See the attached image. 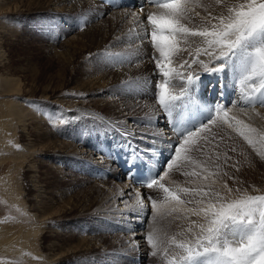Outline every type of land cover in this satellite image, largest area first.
<instances>
[{
  "label": "bare ground",
  "instance_id": "6f19581e",
  "mask_svg": "<svg viewBox=\"0 0 264 264\" xmlns=\"http://www.w3.org/2000/svg\"><path fill=\"white\" fill-rule=\"evenodd\" d=\"M98 1L103 4H98L86 0H0V12H19L16 17H14L12 14H6L4 17L5 20L9 21L8 23H6L7 21L5 22V20L0 18V40H10L11 37L16 36V33H18V30L20 29L16 22L20 23V21L23 19V15H26L35 10H39L42 14V17L46 15V12L44 11L49 8H53L55 9V14L61 16V19L68 20L69 22L74 21L73 25H82L83 23H86V27L88 26L84 31L81 30L82 32L78 33L77 36H73L70 40L64 41L65 43L58 49L54 50V45L48 47L50 51L54 50L56 53L54 56L57 59L58 67L55 70L54 74L52 73L53 71H41V74L36 75L33 70L28 71V73L31 71V74L29 75L30 78L28 79L29 86L32 89L39 91L38 97L27 95L28 90H23L19 85L18 80L8 78L9 75L15 76L16 73L8 68V66H6L9 59L5 58V54L3 53L2 48H0V65H2L3 68L0 70V72H4L2 73L4 77H2V79L0 80V88L4 90H2V93L6 92L13 96L19 95L20 97L29 96L28 98L33 100L37 99V101H45L49 100V98H56L58 96L57 92L63 90V86L66 85V82H71V85L73 86L72 89H78L79 91L85 92V94L87 95V102H92V105H86L87 107L89 106L91 108L90 111H92V115L88 116V119H86L84 123V127L86 129H89L88 125H90L92 126L90 129H93V127L97 129L99 127H102L103 130L112 131L111 124H117L121 126L119 130L122 135L118 140H126L129 146L128 148L123 149L124 152L122 154H119L117 157L118 159L115 164L118 166L119 170L121 169L120 171H122V169L130 163V158L135 157L141 161L143 167L150 168L152 172L151 180L154 178L158 179L156 175L161 168L163 175L165 172H167V170H164V167L167 166L169 159L173 156L172 154L174 150L172 147H170V145H175L176 138L175 133L171 130L172 126L170 125V127H168V122L163 118L164 114L162 113V111L152 110L154 108L153 104L155 102V106L158 104L157 100H155V102L151 101L152 93L154 91L153 79H157V75L154 72L155 60L153 59L154 61H152L150 59L149 62L144 61L133 68L124 67L125 65H122L121 67H112L114 69L109 71L101 68L99 64H94V66L93 63H90V66H92L93 69L89 70L86 66L85 56L94 54L99 51H103L104 53L109 52L114 48L117 50L127 49L134 44V47H137L138 49L144 47L150 49L152 45L149 44L151 30L147 29L148 23L146 20V16L149 13H160L162 10L159 9L156 3L146 2V0H131L133 2V8L131 9H129L127 0ZM217 1H221V3L222 1H224V4L226 6L228 4L230 6H235V2L240 3L243 0ZM141 5H143L142 8ZM121 6L127 8L128 10H126L125 8L123 9ZM190 7H194L193 4H190ZM23 8H25V10H22ZM134 9H136V11L139 10L138 13L140 14L137 13V15L135 14L136 16H133V11L131 10ZM197 12L198 13L196 15V18L207 21V28L217 19V17L225 16V14H218V12L215 13V11L211 13L210 17H207L209 11L203 10V12H200L199 10H197ZM184 15L190 16L188 11H186ZM19 16H22V18H20ZM89 20L92 21L90 25H88ZM192 20L193 22H197L195 17H193ZM9 23H12L14 25ZM135 30L139 31L138 36L134 33ZM198 42L199 44H201L200 41H190L186 38H180L179 43L177 44V48H179L181 51L198 49L200 48L199 46H197ZM1 44L2 43H0V45ZM50 44L46 43V45ZM134 47L133 49H135ZM207 47L208 46H203L201 51H203V48ZM60 49H62L63 51H60ZM218 50L219 49L217 48L210 49V51L214 52L216 55H219ZM192 52L193 51H191V53ZM191 56L192 54H185V56L183 55V59L174 57V59H172V66L178 71H184L187 74L188 69L186 67L182 68L181 64L185 60L188 61ZM158 57L159 54L157 55V58ZM194 61H196L197 63H194ZM79 62L83 63L84 66L81 69H79V66H77ZM202 62V64H198L197 57H192L188 62L190 65H192V69H194V72H192L191 74L198 75L200 77V80L195 85L194 90L190 91L189 93V95H191L193 98V105L191 110H194L196 105L203 106L205 109L212 111L220 106V103L218 101L215 104L216 100L210 99V92L204 90V84L205 82H209L210 80L222 79L227 92H229V94L232 92V90H234L235 92V94L233 93L234 96H231V101L225 106L226 110L228 111L230 122H233L234 124V121L231 120V118L235 117V119L242 121L243 124L256 129V133L253 134L252 138L255 141H258L259 139L256 138V134H264V106H261L258 103L260 92L253 93L252 89H246V86L245 88H241L238 78L239 72L234 71L231 66L226 67L224 72L221 74H209L214 66H218L219 61L208 56L207 58H204ZM73 64H75V67L72 68ZM51 67L52 66L48 64L46 68L48 71H50ZM162 79L163 78L160 77L158 78V81L162 82ZM254 79H256L255 86H259L260 79L258 77ZM137 80L140 81L136 83L135 87H131L128 85L134 84ZM182 83H184L185 87L190 89L192 88V86L187 85L186 81H182ZM184 85L181 86L180 80L177 78L171 81L169 87L171 91L174 90L175 92H177L181 89V91H183L185 88ZM261 91H264V89H261ZM66 94H71V91H68ZM101 94L106 95V99L101 98ZM110 96H113V99H111ZM249 98H251L253 102L249 103ZM78 100L79 99L75 98L74 96L72 97L67 95L65 97H62L61 99H56L55 103L63 105L62 107L65 106L64 108L66 109H71V112H74H72V114H76V111H78L79 109L80 111L82 110L80 113L88 111L89 109H84L85 105L83 103H80ZM5 103V108L1 109L0 111V132L3 134H8L9 130L14 125L15 127L20 128L21 135L22 137H24L25 144L23 151L20 154L16 152L14 161L19 162V164H26V167L30 173L28 175V178L30 179V182L32 184L30 185L32 193L30 199L33 200V207H35L34 212H36V214L32 213V216L35 217L38 221L44 222L45 224L48 221L50 223L56 222V226L54 227H57V223H59L57 219H60L65 215H69L70 210L79 212L85 211V213L92 212L94 210L99 211L101 209L103 210L106 208H110L114 203H119V206L121 205V207L124 208L128 204L137 201V197L142 198L144 194H146V187H137L132 189L128 184V180H126L123 175L113 174L115 180H125L119 185L112 184L111 181L107 180L105 185L111 187L109 190H106L103 186L96 184V182H90L91 179L89 178L80 180L78 181L79 184L84 185L85 188L82 192V195H79L80 193L77 192L74 193L72 197H70L67 193L68 191H65L62 186L64 181L68 183V181L73 180L74 175L72 173H70L72 174V176L68 177L69 172L56 168L55 164H50L49 170L43 173L44 176L41 177L40 175H38V169L40 170V166H47V161H43L42 158L47 153L53 155V160H59V153L61 152L63 153L62 160H68L69 162L71 160H77V163H79V160L82 159V154L85 153L83 152L82 147L77 146V144L73 143L70 140H63L59 134L50 132L49 129H47V123L43 118L44 115L48 114V111L45 110V108L44 110H39L42 115L39 116L31 109L30 105H27V107L24 108L18 102H14L11 100H7L5 101ZM211 112L205 111L203 114L198 115L194 118L193 123L199 125V123L202 122V119L205 116L211 114ZM49 114L50 116L52 115V119L58 116L51 113ZM142 115H145L147 117H145L144 119H140ZM187 116L188 114L186 112L185 123L188 127H191V124H187ZM123 122H127L132 128L125 126L124 124H122ZM158 123L161 127L160 131L162 133L159 131V129L158 131L160 133H157ZM78 126H82V124L76 125L77 135L78 137H81V133L83 132V130H81ZM184 126L185 125H182V127ZM131 130L136 131V134L134 136ZM82 140L84 139L78 138L79 145L83 146L84 141ZM240 141L244 144L248 143L241 135ZM88 146V149L85 150H91V148H95V144ZM242 146L244 147L243 144ZM102 148L107 151V153L109 154L108 157L111 159H113L114 154L117 153L113 151V153L110 154V152L105 147ZM114 148L115 147H113V149ZM134 148L139 149L144 154L137 153ZM97 155H101V153L98 152ZM36 156H39L42 159L41 161H38L39 165L35 164L33 160ZM2 159L3 157H0V161ZM262 159H264V157H262ZM253 161V163H251V169L255 176V182H260V184H262V186H260L259 189L256 190L259 193H263L264 164H256V159ZM71 166L73 167V165ZM174 168L175 170H173L172 172H174L173 177L176 178L178 177L176 173H180V171L184 167L181 170H178L176 167ZM169 170L171 171V169ZM113 173L115 172L113 171ZM160 182L163 183L162 181ZM60 183L61 186L58 189L53 187H56V185ZM257 183L253 185H256ZM163 184L165 185V183ZM210 184V182H203L201 184L198 183L196 184V187H199L204 191L217 192L218 190H214L215 185ZM200 185L202 186L200 187ZM167 186L169 185H166V187ZM169 188H171V186H169ZM133 190L136 193H134ZM230 194L232 196L234 195L233 193ZM253 194L254 192L246 193V195ZM131 197H133L132 200ZM192 199L200 198L196 197ZM14 204L15 206H21L23 204V201H16V203ZM203 204H207V199H205L201 205ZM68 209L70 210L68 211ZM123 211L124 212L121 211L123 214L121 218H124L126 215L125 208ZM60 226L61 228L64 227V225ZM54 227H47L44 230L42 229L43 231L40 229L41 234H45L48 239L45 246L47 253L37 252L38 256L47 258L48 261L52 264H68L71 259H73L77 255H80L77 253L83 252L84 250L94 251L95 249H97L96 244L100 242L98 238H81L80 235L84 234L82 231L79 233L78 237H75L74 235L69 236V240H66V244H62V241L54 242L51 241V238H56V236L59 235V232H57ZM166 230H168V228H166ZM135 231L137 233L134 235V237L133 235L132 237H130V245L126 244V240L120 241L122 252H126L127 250H129V248H132V245L136 246V250L137 247H142V243L144 242L143 234L141 232L138 233V230ZM170 232L172 231H169L168 233L170 234ZM158 237L159 236H156L154 239H158ZM28 238L30 237L26 235L21 239L22 243L12 245L11 238L0 237V252L8 253L10 249L15 246H18L20 248L29 246L28 249L31 251V254L35 255L37 250L30 247L31 242L26 241ZM71 238H73V242L69 243L68 241H71ZM170 238H176V241L175 239L171 240V245H179L181 243L189 244L190 242L194 241V237L185 239L184 237L174 236ZM34 239L35 238L31 240ZM115 239H117V237H115ZM107 240V238H104L99 244L106 245L107 248H109V250H107L108 252L110 251L112 244L106 243ZM81 248H84V250ZM182 251H184V249L180 248L179 253ZM104 254L101 255L105 257ZM69 255H71L72 257ZM135 255L136 254L133 253L132 256Z\"/></svg>",
  "mask_w": 264,
  "mask_h": 264
},
{
  "label": "rangeland",
  "instance_id": "374dc122",
  "mask_svg": "<svg viewBox=\"0 0 264 264\" xmlns=\"http://www.w3.org/2000/svg\"><path fill=\"white\" fill-rule=\"evenodd\" d=\"M86 1L103 4L98 0ZM181 2L182 7L186 8L190 14V16L184 15L183 19L181 20V23L185 27L194 31H212L218 30L220 17L227 18L230 15L228 11L229 8H239L241 4H246L248 0H243L240 3L235 2V6H230L229 4L226 6L224 4V1H222L221 3V1L217 0H181ZM190 4H193L194 7H190ZM121 7L123 9L125 8L123 6ZM125 9L128 10L127 8ZM22 10H25V8H23ZM197 10H199L200 12H203V10L209 11L207 17H210L213 11H215V13L218 12V14H225V16L217 17V19L207 28V21L196 18V15L198 13ZM54 11L55 9L49 8L44 11L46 12V15L42 17V14L39 10H35L26 15H23V19L20 21V23L16 22V24H18V27L20 28L18 30L19 32L16 33V36L11 37L10 40H0V43H2L0 45V48H2V51L5 54V58L9 59L6 66H8V68L16 73L15 76L9 75L8 78L18 80L19 85L22 87V89L28 90L27 95H31L33 97H38L39 91L34 90L29 86L28 79L30 78L29 75L31 74V71L29 73L28 71L33 70L36 75L41 74L44 71H53L52 73L54 74L55 70L58 67L57 59L54 56L56 54L54 50L61 47L65 43L64 41L70 40L73 36H77L78 33L84 31L88 27H86V23H83L82 25H73L74 21L69 22L68 20H63L61 19V16L55 14ZM131 11H133V16H136L139 10L136 11V9H134ZM18 13L19 12L1 11L0 18L5 20L4 16L6 14H12L14 17H16ZM19 17L22 18V16ZM193 17H195L197 22H193ZM6 21L7 20H5V22ZM8 22L9 21H7L6 23ZM91 23L92 21L89 20L88 25H90ZM147 29L151 30V26L149 24H147ZM134 33L138 36L139 31L135 30ZM180 38H186L190 41H200L201 44H199L198 42L197 45L200 48L183 51L180 50V52L173 55L172 59H174V57L183 59V55L185 56V54H192L191 58L197 57L198 62H200L204 60V58L208 57V55L204 52V49L206 48H203V51H201L203 46H207L206 38L188 36L178 37V40ZM149 41V44H152L151 37L149 38ZM46 43L51 44L46 45ZM51 45H54V50L50 51L48 47H50ZM134 45L131 47L129 46L130 48L127 49L117 50L114 48L109 52L104 53L103 51H99L91 55H86V66L89 70H92L93 67L90 66L92 63L93 65L99 64L101 68L108 71L113 70L114 68L112 67H121L122 65H125L124 67L133 68L144 61L149 62L150 59L154 61L153 59L157 58V55L159 54L158 51L155 50L153 45H151L150 49H147L145 47L138 49L137 47H134ZM133 47L135 49H133ZM60 51L63 50L60 49ZM191 51L193 52L191 53ZM191 58L188 59V62L191 60ZM48 64L52 66L50 71H48L46 68ZM77 66H79V69L84 67L83 63L80 62ZM73 67H75V64L72 65V68ZM1 69H3L2 65H0V70ZM182 72L186 73L184 71ZM2 73L4 72H0V80L2 79V77H4ZM243 76L244 74L239 72L238 78L241 85L240 87L245 88L246 86V89H252V85H255L256 79L241 83L240 81L243 80ZM156 78L157 79H153L154 86L155 84L160 82L158 81V78H160V76L157 75ZM139 81L140 80H137L134 84L128 85L131 87H135L136 83ZM180 83L181 86L184 85L181 80ZM63 87V90L57 92L58 96L56 98H49V100L45 101H37V99L33 100L28 98L29 96L20 97L19 95L13 96L6 92L2 93L3 89L0 88V111L1 109L5 108V101L7 100L18 102L24 108H26L27 105H30L31 109L39 116H42L39 110H44L45 108V110L48 111V114L44 115L43 118L47 123V129H49L50 132L59 134L63 140H70L73 143L77 144V146L82 147L83 152L85 153L82 154V159L79 160V163H77V160H71L70 162L68 160H62L63 153L61 152L59 153V160H53V155L47 153L42 157L43 161H47V166H40V170L38 169V175H40L41 177L44 176L43 173L49 170L50 164H55L56 168L69 172L68 177L72 176L73 174V180L68 181V183L64 181L62 186L65 191H68L67 193L70 197H72V195L77 192L80 193L79 195H82V192L85 188L84 185H80L78 181L87 178L91 179L90 182H96V184L103 186L106 190H109L111 188L105 185L107 180L111 181V183L115 185L121 184L125 179L115 180V178L113 177V174L122 175L120 171L121 169L119 170L118 166L115 163L117 162L118 155L121 153V147H128V142H126V140H118L122 135L119 130L121 126L117 124H111V129L113 132L109 130H103L102 127H99L98 129L93 127V129H90L92 127L90 125H88V128L90 130L86 129L84 127V123L86 119H88V116L92 115V111H90L91 108L89 106L87 107L86 105H92V102H87V95L85 94V92L79 91L78 89H72L73 86L71 85V82H66V85H64ZM181 90L177 92L172 90V92L177 95L181 92ZM68 91H71V94H66ZM67 95L72 97L74 96L75 98L79 99L78 101L85 105L84 109L89 110L80 113L82 110L80 111L79 109L78 111H76V114H72L73 111L71 112V109H66L64 108L65 106L62 107L63 105L55 103L56 99H61L62 97H65ZM110 97L111 99H113V96ZM101 98L106 99V95L101 94ZM155 100L156 99L154 98L153 91L151 101L155 102ZM155 104L156 102L153 104L154 108L152 110H157V108H159V105L157 104L155 106ZM49 113L58 116L52 119V115L50 116ZM145 115H142L140 119H144L145 117H147ZM159 123L157 127V133L161 128ZM229 123H231L230 119L228 123L224 121H217L215 125L209 126L208 131L200 134V137L197 138L194 141V144L189 148L188 155L191 157L193 163L181 164L179 169L181 170L183 167L184 168L180 171V173L175 172L180 178L173 177L174 172L172 171L175 170V168H172L170 171L166 166L164 167V170H167L169 174L167 172L166 173L169 177L167 175H163L161 168L156 175L158 179H160V177H163V179H161L160 181L165 183V186H171L172 189L183 187H187L190 189H200L199 187H196V184L210 182V185H215V191L218 190L217 192H223L220 193V197L222 198L223 202H230L231 200L242 198L243 196H246L247 192H254L253 195H264V192L259 193L256 190L259 189L262 184H260V182H255V176L251 169V163H253V160L255 159L257 160L256 164H264V159H262V157H264V145H261L259 143V140L256 142V144H244L240 141V133L235 129V127H229ZM78 124H82V126H78L81 130H83V132L81 133V137H78L77 135L76 125ZM122 124L128 126L129 128H132L127 122H123ZM131 132L133 133V136L136 134V131L134 130H131ZM78 138L84 139L82 140L84 141L83 146L79 145ZM175 138V144H177V134L175 135ZM256 138L260 139V135L256 134ZM24 144L25 140L21 135V130L19 127H15L13 125L8 134H3L0 132V157H3V159L0 161V237L11 238L13 245L22 243L21 239L27 235L30 238H28L26 241L31 242L30 247L35 248V250L37 251L35 255H32L31 251L28 249L29 246L25 248L15 246L10 249V253L0 252V263L52 264L48 261L47 258L38 256V253L46 252L45 246L46 241H48L46 235L41 234L40 229L44 230L47 227H54L56 226V222L50 223L48 221L45 224L44 222H40L32 216V213L36 214V212H34L35 207H33V200L30 199V196H32L30 189V185L32 184L30 182V179L28 178V175L30 173L26 167V164L23 165L19 164V162L14 161L16 152L20 154L23 151ZM92 144H95V148H91V150H85L88 149V145ZM102 147H105L110 152V154H112L113 151L117 152L116 154H114V158H109V154ZM113 147L115 148L113 149ZM197 148H199L200 151H197ZM134 149L137 153L144 154L139 149ZM98 152L101 153V155H97ZM123 152L124 151L122 150V153ZM172 155H174V152ZM33 160L35 164L39 165L38 161H41L42 159L41 157L36 156ZM71 165H73V167ZM113 171L115 173H113ZM193 171H195L198 175L185 176L183 174L184 172ZM204 177L208 178L204 179ZM255 183L257 184L253 185ZM60 186L61 183L56 185V187H53L58 189ZM201 186L202 185H200V187ZM131 188L134 189L132 186ZM145 190L146 194H144V196L140 198L143 200L144 204L147 207L140 211L139 214H135V210L137 209L138 205L136 203L137 201H134L124 207L126 212L124 218H121L123 216L122 212H124V208H122L121 205L119 206V203H114L110 208H106L103 210L101 209L99 211L94 210L92 212L86 213L85 211L79 212L68 209V211L70 210L69 215H65L66 217L64 216L60 219H57L59 223H57V227L54 228L57 230V232H59V235H57L56 238H51V241H62V244H66V240H69V236L74 235L75 237H78L79 233L82 231L84 234L80 235L81 238H98L100 242L102 241V239L107 238L108 240L106 243L112 244L110 251L108 252L107 250H109V248H107L106 245L99 244L100 242L96 244L97 249H95L94 251H87L84 250V248H81L84 251L77 253L80 255H77L76 257L71 259L68 264H183V262L184 264H189L190 262H185L182 259V257L187 255L186 251L184 250L179 253L180 248L178 247V244L171 245V240L175 239L176 241V238L170 237L176 236L184 237L186 239L201 234L199 225L203 224L205 227H207L208 219L203 215H192L190 211H187V209L204 207L206 205L196 203L179 205L178 207L182 209L181 211L174 212L172 215H162L154 218V214L151 211V201L147 200L146 197L152 196L156 198L159 206L163 202L164 193L158 188H147ZM133 192L136 193L134 190ZM230 193H233L234 195L232 196ZM178 195H180L181 199L184 200L192 199V197H186L182 193H178ZM132 199L133 197H131V200ZM20 200L23 201V204L21 206H15L14 203ZM169 206H171V202L169 205H165V207ZM60 225H64V227L61 228ZM166 228H168V230H166ZM189 229H191V231H189ZM135 230H138V233L141 232L143 234L144 242L142 243V247H137L136 250V246L132 245V248H129V250H127L126 252H122L120 241L126 240V244L130 245V237H132V235L134 237V235L137 233ZM169 231L172 232H170L169 234ZM149 234H153L154 238L156 236H159L157 240L160 243L158 244L156 255L152 254L153 249L147 243V236ZM115 237H117V239H115ZM33 238L35 239L31 240ZM73 238H71V241L68 242H73ZM118 250H120L121 252ZM133 253L136 255L132 256ZM101 254H104L105 257H103Z\"/></svg>",
  "mask_w": 264,
  "mask_h": 264
},
{
  "label": "snow or ice",
  "instance_id": "6c2138e0",
  "mask_svg": "<svg viewBox=\"0 0 264 264\" xmlns=\"http://www.w3.org/2000/svg\"><path fill=\"white\" fill-rule=\"evenodd\" d=\"M146 2L156 3L162 10L160 13H149L146 16L147 23L151 26L152 45L159 53V57L154 58V72L163 78L162 82L154 86V98L159 105L157 111H162L163 118L177 133L178 143L170 145L174 149V155L169 159L167 167L179 169L181 164L193 163L188 155L189 148L200 134L208 131L209 126L215 125L217 121L228 123L229 117L226 107L218 106L214 109L215 116L209 114L206 116V122H201L199 125L193 123L195 117L212 110L200 105H196L194 110H191L193 98L189 93L194 90L200 77L191 74L194 69L187 60L181 64L182 68L188 69L187 74L172 67L173 55L180 52L177 48L178 37L206 38L208 47L204 49L205 54L219 61L218 66H214L209 74H221L226 67L231 66L234 71L244 74L241 83L258 77L260 84L252 85V92H260L258 103L264 106V91H261L264 89V0H248L239 8H229L230 15L227 18L220 17L218 30L212 31H194L185 27L181 20L187 9L182 7L181 0H146ZM212 48L219 49V55L209 51ZM177 78L186 81L192 88L185 87L179 95L174 94L169 85ZM219 86L223 88L222 83ZM251 102L253 101L249 98V103ZM186 112L187 124H191V127L185 123ZM231 120L234 124L229 123V127H235L250 145L257 142L252 138L256 129L243 124L235 117ZM259 143L264 145V134H260ZM196 150L200 151L199 148ZM183 174L198 175L195 171ZM164 175L167 173L165 172ZM161 179L163 177L154 178L146 184L148 189L158 188L164 193L163 202L159 206L156 198L146 197L151 201L154 218L181 211L179 205L202 204L207 199L206 206L187 209L192 215H203L207 218L208 225L207 227L203 224L199 225L201 234L196 235L193 242L178 245L187 253L182 257L184 261L190 264H264V195H246L230 202H223L219 192L187 187L172 189L161 183ZM178 193L200 199L184 200ZM170 202L171 206L165 207ZM136 203L138 207L135 214H139L147 207L140 197H137ZM147 243L153 249L152 254L156 255L160 242L154 239L153 234H149Z\"/></svg>",
  "mask_w": 264,
  "mask_h": 264
}]
</instances>
